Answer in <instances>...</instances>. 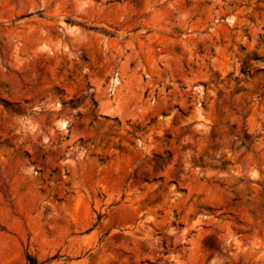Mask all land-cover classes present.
<instances>
[{
  "label": "rangeland",
  "instance_id": "374dc122",
  "mask_svg": "<svg viewBox=\"0 0 264 264\" xmlns=\"http://www.w3.org/2000/svg\"><path fill=\"white\" fill-rule=\"evenodd\" d=\"M264 264V0H0V264Z\"/></svg>",
  "mask_w": 264,
  "mask_h": 264
},
{
  "label": "trees",
  "instance_id": "16d2710c",
  "mask_svg": "<svg viewBox=\"0 0 264 264\" xmlns=\"http://www.w3.org/2000/svg\"><path fill=\"white\" fill-rule=\"evenodd\" d=\"M27 260H28V264H37V261L30 256L27 258Z\"/></svg>",
  "mask_w": 264,
  "mask_h": 264
}]
</instances>
